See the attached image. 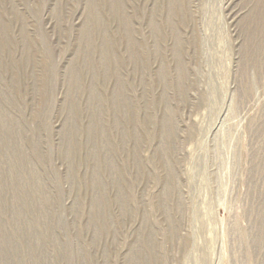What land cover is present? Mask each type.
<instances>
[{
	"label": "rangeland",
	"instance_id": "rangeland-1",
	"mask_svg": "<svg viewBox=\"0 0 264 264\" xmlns=\"http://www.w3.org/2000/svg\"><path fill=\"white\" fill-rule=\"evenodd\" d=\"M0 264H264V0H0Z\"/></svg>",
	"mask_w": 264,
	"mask_h": 264
}]
</instances>
